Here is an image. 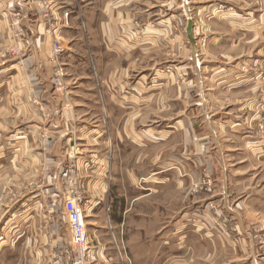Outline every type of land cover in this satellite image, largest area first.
I'll list each match as a JSON object with an SVG mask.
<instances>
[{"label":"rangeland","instance_id":"rangeland-1","mask_svg":"<svg viewBox=\"0 0 264 264\" xmlns=\"http://www.w3.org/2000/svg\"><path fill=\"white\" fill-rule=\"evenodd\" d=\"M91 1L93 0H65L72 9L74 7L81 9L86 14L90 12ZM51 6L50 2V6L40 7L44 12H49L48 16H45L44 12L42 14L47 22L50 21L48 31L55 37L52 47L56 41L64 47L63 53L58 56L53 54L52 49L50 55V61L54 64L50 81L53 90L58 96L60 95L59 119L61 114L62 121H65L62 107L66 105L67 120L76 116L75 121L70 123H73L76 129L77 122L82 129L79 133L86 132L87 139L92 140L93 145L89 148L99 156L105 157L112 150L106 145V124L103 128L93 130L96 129L97 124L105 122L106 114L102 109L106 98L101 93V90L104 91V83L96 81L94 76L92 79L88 76L95 75L94 63L88 49L90 33L88 24L78 20L74 24H69L70 31L67 32V36L73 40H64L55 32L58 27L56 23L61 19L50 18L53 15ZM145 8L146 63L140 66V69H145L147 86L166 85L162 86L159 92L162 93V113L160 118L156 117L162 121V126L166 129L161 146L163 158L170 160V152L172 153L173 149V136H170L172 128L164 126L179 118L181 111L187 107L189 110L186 111H191L190 114L197 121L195 124L197 137L195 136L193 147L194 160L188 168H182L184 183H181L177 189L182 190L183 193L177 191L176 184L173 185V177L163 176L153 179L148 176L136 179L139 187H147V190L152 188L151 191L141 190L137 193H150L144 199L146 231L139 235V239L138 234L134 233L133 241H127L126 234L137 230L136 226L125 225L123 231L121 228H116L115 231L109 229L101 231L98 234V242L88 234L91 248L103 244L108 253V264H135L136 259L140 263H148L151 260V251L158 246L154 240L155 236L159 237L160 233L158 234L157 230L160 225L168 223L169 226H173V220H176L181 211L180 207H187L190 204L192 206L187 207L185 211L189 212L192 223L206 224L199 233H210L220 237L214 243H206L210 250L216 247L220 249L216 256L205 260V264H264V0H146ZM217 10L224 13L231 11L234 14L228 16ZM166 19H171L168 25L172 29L173 45H165V43L161 45L159 41H154L157 36L155 38L150 36V29H157L165 24ZM22 21L23 15L20 12L19 26L23 32L22 37L17 36V25L11 24L13 43L5 52L0 53V57L4 58L7 55L20 59L23 56L27 33ZM189 22L192 24L193 37L198 46L195 56L191 54L190 41L186 34ZM76 35H80L82 44L80 51L73 48L74 45L81 48L76 45L77 39L74 41ZM168 36L170 35L167 34V39ZM84 43H87L88 48ZM67 53H72L70 59L76 61L75 65L78 62L83 64L84 67L80 66V69L77 65L80 71L64 64L63 57ZM59 69L62 73L60 87L55 79ZM161 75L163 77H160ZM154 79L155 83H153ZM173 101H175L174 105ZM68 105L72 107L70 113ZM247 106H250V109H247ZM75 108L79 114L85 115L83 119L77 117ZM248 110L251 111V117L249 114L245 115V111ZM246 118L247 122H243ZM239 121L245 127L237 128L235 125L239 124ZM148 124L145 125L146 130L156 126L152 123ZM101 134L103 136L97 140V136ZM180 138L178 135L176 141L179 142ZM243 138L249 139L248 141L254 145L252 144L250 148L245 141L242 142ZM85 143L86 141H80V147L84 148ZM139 147L136 143L130 142L125 149V152L129 153L130 160L123 163L130 168L136 165L134 159L142 150ZM72 148L75 149L74 144L66 152L67 175L63 184L66 187L65 197L81 192L85 215L86 213L89 215L88 233H93V219L99 224H106L108 218L105 212L99 218H93L91 215L85 188L79 182V173L78 171L74 173L77 170L75 162L68 157V150ZM122 149L121 146L114 147L112 152H121ZM201 157H206L208 161L200 160ZM100 163V161L97 163L90 161L89 165L99 169L97 166ZM171 163L165 161L162 163V169H170L173 165ZM114 164L116 167L120 163ZM138 164L146 175H149L153 169L147 161ZM108 166H111L109 161L102 162L99 171L108 173L109 176V172H106L110 170ZM91 170H89L90 174L94 178L95 173ZM33 185L35 183L28 184L29 187ZM251 193L254 196L248 199ZM101 194L105 197V191ZM98 195L101 197L100 194ZM22 196V193H18L16 199L14 195L7 197L8 203L21 201L24 199H20ZM131 198L133 195H122L116 184L114 185L110 200L115 206L121 208L128 199L131 201ZM246 198L248 202H245ZM48 199L49 208L43 210V214H47L44 218L48 220L50 229H56L58 226L60 232L64 233L67 249L71 253L70 259L73 257L71 264L75 258V251L71 245L65 209L60 208L57 197L49 195ZM243 201L246 204L241 208L238 204ZM24 209L18 211V214L22 215ZM135 212L136 210L133 211V216L137 218ZM206 214L210 217V221L206 219ZM194 228L192 230L199 227L195 225ZM129 244L134 246L133 251L139 252V258L132 257ZM198 245L201 246L199 242Z\"/></svg>","mask_w":264,"mask_h":264},{"label":"crops","instance_id":"crops-1","mask_svg":"<svg viewBox=\"0 0 264 264\" xmlns=\"http://www.w3.org/2000/svg\"><path fill=\"white\" fill-rule=\"evenodd\" d=\"M37 1L0 0V53L5 52L13 43L11 22L16 10L23 15L22 24L27 33L23 46L24 54L20 59L7 55L0 57V264H70L73 257L70 259L71 253L67 249L65 235L60 232L58 226L56 229L49 228V222L44 218L47 214H43V210L49 208V195L57 197L60 208L64 209V201L67 198L66 187L63 185L67 175L66 152L73 144L77 151V159L74 160L77 170L74 173H79V182L85 188L91 215L93 218H99L105 212L108 218L106 224H99L93 219L94 230L88 234L96 238L97 242L101 231H115L116 228L123 231L125 225L136 226L137 230L126 234L127 241H133L134 233L138 234L139 239V235L146 231L144 199L150 193L137 194L141 190H147V187H139L136 179L148 176L153 179L173 177V185L176 184L177 189L184 183L182 168H188L194 160L197 121L190 114L191 111H186L189 110L187 107L181 111L179 118L164 126L172 128L170 136H173V149L172 153L170 152V160L163 158L161 146L166 129L157 118H160L162 113V93L159 92L162 86L166 85L147 86L145 69H140V66L146 63V0H93L89 14L75 7L72 9L65 0H49L53 12L50 18L61 19L56 23L58 27L55 32L62 39L73 40L67 36L70 31L69 24H74L76 20L88 24L89 48L87 43L84 45L91 53L95 71V75L88 76L91 79L94 76L96 81L104 83V91L101 90V93L106 98L102 109L106 114L105 122L97 124L93 130L103 128L106 124V145L112 150L114 147H123L121 152L113 153L111 150L105 157L99 156L89 148L93 145L92 140L87 139L86 132L79 133L82 129L77 122L75 129L73 123L62 121L61 114L59 119L60 95L53 90L50 81L54 68L50 55L55 37L48 31L50 21L47 22L43 17V9L38 6ZM217 12L228 16L234 14L231 11ZM164 23L157 29H150V36H157L154 41H159L161 45H173L172 29L168 25L171 19H166ZM188 26L186 34L190 41L189 47L191 54L195 56L198 46L193 37L192 24L189 22ZM167 34L170 35L169 39ZM76 39V45L81 48L75 45L73 48L80 51V35L74 36V41ZM71 55L72 53L64 55V64L73 66L78 71L83 64L78 62V69L76 61L70 59ZM155 82L156 80L153 81ZM75 109L77 117L83 119L85 115L79 114L77 108ZM247 109H250V106H247ZM248 114L251 115L250 110L245 111V115ZM247 118L243 122H247ZM151 123L156 126L146 130L145 125ZM235 126L239 129L245 127L240 121ZM103 134L96 139L99 140ZM178 135L181 137L179 142L176 141ZM248 140L243 138L242 142L245 141L251 148L253 143ZM78 141H86L85 147L81 148ZM130 142L136 143L142 149L134 159L136 165L132 168L123 163L130 160L129 153L125 152ZM200 160L208 161L206 157H201ZM90 161H100L97 166L99 169L102 162L109 161L110 170H106L109 176L108 173L89 165ZM145 161L154 169L149 175H146L138 164ZM165 161L173 163L170 169H162V163ZM114 163L120 164L115 167ZM89 170L95 173L94 178ZM33 183L35 185L32 187L28 186ZM115 184L122 195H133L131 201L128 199L121 208L110 200ZM148 189L147 191H151L152 188ZM101 191H105V197H102ZM177 191L183 193L182 190ZM18 193H22L20 199H24L8 203L7 197L14 195L16 199ZM96 194L101 197L96 198ZM252 196L253 193L249 194L248 199ZM248 199L246 198L245 202ZM245 202L239 203L238 206L242 208ZM189 206L192 205H187ZM187 207H180L181 211L176 220H173V226L168 223L158 224L160 227L157 233L160 234L158 233L159 237L155 236L154 240L158 246L151 251V260L148 263L138 262L136 258H139V252L133 251L134 246L129 244L132 257L136 259L135 264H205V260L216 256L220 247L210 250L206 243H214L220 237L199 233L206 224L197 221L192 223L189 212L185 211ZM23 209L25 212L19 215L18 211ZM134 210L137 218L133 216ZM88 216L86 213L87 231ZM206 219L210 221L207 214ZM195 225L199 228L192 230ZM93 248L92 264H108L105 246L101 244Z\"/></svg>","mask_w":264,"mask_h":264},{"label":"built area","instance_id":"built-area-1","mask_svg":"<svg viewBox=\"0 0 264 264\" xmlns=\"http://www.w3.org/2000/svg\"><path fill=\"white\" fill-rule=\"evenodd\" d=\"M39 6H50V2L46 0H38ZM44 12V10H43ZM45 16L49 15L48 11L44 12ZM19 16L20 12H14V15L12 17L11 24L17 25L16 29L18 30L17 36L20 38L22 37V30L19 26ZM15 52V48H12ZM64 47L61 45L59 41H56L53 44L52 52L55 56H58L59 54L63 53ZM61 70L59 69L57 71L55 79L57 82H59L60 87V77H61ZM65 107L64 105L62 107V115L64 116L65 121L74 122L75 117H71L70 120H67L66 114H65ZM69 107V113L70 110H72V107L68 105ZM74 109V108H73ZM68 157L70 159L76 160L77 159V151L76 149H69L68 150ZM82 194L81 192H75L72 195H68V197L65 200L64 203V209L67 216V222H68V229L70 231L71 236V245L74 247L75 251V258L73 259L71 264H91L94 260V251L93 248H91L90 245V238L87 231V223H86V215L85 210L82 206Z\"/></svg>","mask_w":264,"mask_h":264}]
</instances>
